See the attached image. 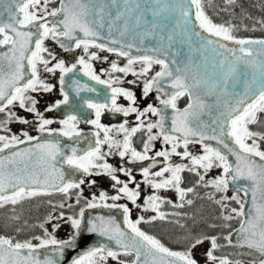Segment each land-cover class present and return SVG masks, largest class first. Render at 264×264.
<instances>
[{
    "label": "snow or ice",
    "instance_id": "6c2138e0",
    "mask_svg": "<svg viewBox=\"0 0 264 264\" xmlns=\"http://www.w3.org/2000/svg\"><path fill=\"white\" fill-rule=\"evenodd\" d=\"M50 2L51 0H0V5H8L6 10L9 14L8 22L0 19V47L6 46L8 49L6 52H0V113L4 114V119L0 120V131H10L7 125L11 122L29 123L26 118L11 111L12 106L18 103L21 109L35 115L37 131L40 133L48 132L49 135H52L55 130L46 126L54 121L44 118V115L36 108L38 101L28 94L38 90L49 92L53 87L40 79L37 65L42 64L44 71L48 73L54 74L59 70L61 85H64L65 75L73 72L77 65H80L84 75L98 84L107 85L110 90L108 97L110 103H100L93 100L83 102L88 109L95 112V119L85 122L94 125L98 130H102L104 136L103 139H100V131H97L94 134L96 137L95 145L90 146L83 154H78L77 149L72 148L71 155H66L62 152L58 141L37 143L35 149L41 151V159L45 163V177L41 180L38 175L28 171L26 160L33 155L32 148L11 151L26 141L39 140V137L30 136L26 131L21 133L25 139H21L15 134L11 136L0 135V153L5 150L11 151L10 155L0 156V207L8 204L15 206L25 198L38 194L47 195L52 191L64 193L67 197L70 189H80L85 180L83 178L78 181L66 180L65 173L56 167L55 162L57 157H60L64 164L82 171L85 176L106 174L114 181L112 187L116 189V195L109 197L101 191L98 198L99 201L110 199L113 203H98L97 197L93 194L90 201H85V206L89 209L106 207L122 210L123 224L128 231L121 228V225L113 217L98 216L85 222V208L83 207L76 215L66 216L64 212H60L58 216L53 217L50 214L45 223L57 219L71 225L72 231L68 234L67 239L58 240L55 237V230L61 226L59 223L52 225L53 233L48 232L45 224H40L39 227L44 230L45 238L33 237L39 241L37 244H33L31 241L13 242L12 238L0 235V264H59L66 249L75 250L82 232L114 240L119 250H114L106 244L90 246L86 251L72 257L70 264H106L108 258L116 260L117 264H125V261L119 259L121 254L133 256L131 264H198L193 256V250L203 244L205 240L210 242V248L206 251L205 256L211 264H217V262L218 264H232L227 257H217L214 254L220 247L217 243V236L189 233L184 238L188 241L185 250L175 251L139 227L141 223H151L156 219L166 220L168 215L187 216V214L179 212L168 214L159 210L160 205L164 203L173 208H183L185 204H193V200L187 197L188 194L195 193V186L181 187V173L184 171L192 172L198 177L196 186L212 187L215 192L222 194L219 199H215L214 195L209 193V199H215V203L220 205L222 210L228 208L226 201H235L239 205L238 208H231L228 214H224L222 211V219L231 221L239 218L240 227L236 230L238 245L252 249L264 257V150L260 148V141H264V133L252 131L249 128V125L257 123V114L264 113V63L257 65L256 61L246 59V57L254 54L255 45H260V51L255 52V54H264V39L237 38L233 35L234 25L213 22L204 10L203 0H179L178 3L174 4L164 2L162 9L158 8L152 11L153 16H159L161 10L178 12L179 23L183 25H188L194 17L198 28L208 34L204 38L207 44L222 49L234 57V62L230 68L231 72L237 71L238 64H244L254 69L259 68L261 75L259 88L246 93L236 101V104L227 113H222L223 120L219 122L217 127H213L211 134H209L201 130L200 126L193 127L191 122V118L198 116L199 111L206 107L204 101L193 91L199 81H196L195 85L187 83L186 69H182L175 59L169 62L166 57L161 58L159 55L133 56L130 49L135 47L134 44L125 45L111 35L108 38L109 42L112 45H118V47H110L108 43H97V40L102 37L96 27L93 26L94 21L89 19L91 12L83 0H61L59 8H53L49 11L48 4ZM112 3L115 4L116 0H112ZM124 3L125 11H130V0H124ZM208 3L211 4V0H208ZM225 3L233 5L236 0H225ZM156 4L160 5L161 0H156ZM136 7L139 5L137 4ZM99 11L102 18L103 7ZM60 14H62V19L51 22V24L48 22L47 17H57ZM123 14L124 12L118 13L116 18L119 19ZM0 16H2V12H0ZM259 23L264 25V20L259 21ZM98 26L103 27V24ZM152 27L154 29L156 25L153 24ZM192 32L198 37L201 34L195 28L192 29ZM109 33H111V27ZM49 37L58 42L64 51L82 48L84 55L78 57L76 63L66 66L63 59L56 60L55 54L44 47V40ZM61 38L72 41L73 46L70 47L61 42ZM221 41L231 42L237 45L238 49L227 47ZM90 48L124 57L127 63L121 67L116 61H112L110 71L101 70L103 74L108 75L109 79H101L91 63V61L101 59V57L97 52H89ZM126 48L129 50H125ZM145 51L159 53L162 50L153 48ZM237 51L240 55L236 54ZM43 53H47L49 58H45ZM103 59L107 60V57ZM52 61L56 62L52 64ZM137 63L141 66L138 71L133 67ZM50 64L51 66H49ZM153 65H159L160 70L156 71L150 78L144 79L142 97L146 99L151 92L155 91L162 107L148 104L143 110H140L135 106V93L127 88L114 86L123 84L124 81L119 76L113 77L112 73H122L124 76L131 74L140 79L147 77ZM170 65H175V68ZM192 79L196 80V77L193 76ZM255 82V77H253V83ZM74 83L76 84L77 95L81 91H96L95 88H90L88 85H81L79 81H74ZM127 83L136 85L137 80H129ZM165 86L170 87L173 91L166 92ZM61 92L63 100L56 101L46 111H52L54 107L69 103L68 93L63 90V87ZM160 94L166 98H161ZM185 94L188 95L189 103L183 110L178 109L176 101ZM121 96L129 102L127 107L117 103V99ZM169 108L173 110L170 129L165 128L166 117L164 115L165 110ZM104 111L121 113L125 117L135 113L139 123L135 127L128 128L126 127L127 121H124L117 128L118 132L124 133L123 140L113 139L109 135L111 129L100 123ZM149 113L159 117V119L145 124L142 117H146ZM59 122L65 126L60 130V135L69 138L81 136L77 130L80 121L76 115H68L66 119ZM153 129H158V132L153 133ZM141 130L146 131L147 139L143 142V150L138 151L132 146L131 138ZM225 137L231 141V144L226 141ZM161 138L165 145H171L170 150L156 151L154 155L150 156L149 152L154 147L152 142ZM205 141H215L220 147H213L204 143ZM191 143L202 144L203 154L192 155L188 150ZM105 144L109 149L106 153L102 151V146ZM181 147L183 152L178 151ZM113 149L116 151L113 152ZM109 155H118L122 160L125 157H130L129 163L151 161L149 166L141 169L144 177L143 183L153 189V194L144 199L143 205L137 204L141 195L140 183L136 182L132 169L123 165L117 168L109 164L106 160V156ZM173 155L180 156L182 159H189L190 164L173 165L169 163L159 171H151L157 166V157H163L165 161H169ZM229 155L235 158L234 162L230 161ZM20 163H24L23 168L19 167ZM10 165L12 167H9ZM214 167L222 169V174L205 181V176ZM200 169L203 170V173ZM117 173H122L128 178L127 181L121 180ZM166 173L169 175L165 176ZM242 180L247 183L237 186L231 197L227 196L229 182L237 184ZM90 183L94 184L95 181ZM130 184H133L134 187H130ZM160 190H173L177 194L179 203L156 194ZM240 192H243L245 199H241ZM249 194H251V206L245 211V203ZM81 198L82 190L77 193L76 204L80 203ZM125 198L132 205L142 208L143 211L151 210L156 215L147 220L143 216L132 220L131 209L128 205L115 203ZM59 207L64 208L65 205L61 203ZM68 207L71 208L73 205L69 204ZM13 219H18V217H13ZM174 222L181 228L186 227L180 223L179 219ZM228 226L225 225V227ZM225 239L229 244H232L231 233ZM40 249H49V251L41 257ZM235 264H241V262L236 261ZM250 264H257V261L253 260ZM258 264H264V259L259 260Z\"/></svg>",
    "mask_w": 264,
    "mask_h": 264
},
{
    "label": "flooded vegetation",
    "instance_id": "af4514ba",
    "mask_svg": "<svg viewBox=\"0 0 264 264\" xmlns=\"http://www.w3.org/2000/svg\"><path fill=\"white\" fill-rule=\"evenodd\" d=\"M60 7V0H51V2L48 4V10L51 11L53 8H59ZM48 18V17H47ZM51 24V23H50ZM61 42L68 46H73V42L69 41L66 38H61ZM100 43V42H97ZM111 47V45L109 44ZM44 47L49 49L50 52L54 53L56 56V60L63 59L65 61L66 66H71V64L76 63L78 57L81 55H84L82 48L81 49H75L74 51H64L60 47V44L53 40L51 37L44 40ZM89 52H97L98 55L101 57V59L93 60L91 61L93 68L97 75L101 76V79H109L108 75H105L101 72L102 69L109 70L111 68V62L116 61L119 66H124L127 63L126 58L117 56L114 53H109L107 51H99L96 48H90ZM45 58H49L47 53H43ZM104 57H107V60L103 59ZM56 61H52V64H54ZM51 66V64L49 65ZM38 72L39 77L42 81L52 85V90L49 92H44L43 90H38L36 92H30L28 93L30 96L34 97L38 103L36 105L37 110L44 115V118L53 120L54 122L48 126H46L49 129L55 130L52 135H49L48 132L40 133L37 131V118L33 113H29L19 107V104L16 103L14 106H12L11 111H14L18 116L26 118L29 123L22 124L18 122H11L7 125V128L10 131H0V135H8L11 136L13 134L20 136L21 139H25L21 133L22 132H28L30 136L33 137H41L42 143L46 141H58L60 148L62 152H64L66 155H71V149L76 148L78 151V154H83L90 146L95 145V133L97 131H100V139H103L104 133L102 130H98L94 125H91L89 123H86L85 121L90 119H95V112L92 109H88L84 105L85 100H93L100 103L109 102L110 100L108 97L110 96V90L108 89L107 85L104 84H98L95 81L91 80L90 77L84 75L83 71L81 70V66L77 65V68L64 77V85L60 84V75L61 73L59 70H57L54 74L48 73L44 71V66L42 64H38ZM137 71L141 67L140 64H136L133 66ZM160 70L159 65H153L151 71L148 73L147 77L137 79V77L132 76L131 74H128L127 76H124L122 73H112L113 77L119 76L123 79L124 83L114 86L124 87L127 89L132 90L136 95V105L140 110H143L148 104H153L156 107H162L160 105L159 100L157 99V93L155 91L151 92L149 96L145 99L142 97V88H143V81L144 79L150 78L152 75L155 74L156 71ZM129 80H137L136 85H130L127 83ZM74 81H79L81 85H88L90 88H95V92H89V91H81L79 95H77L76 92V84ZM63 87V90L68 93L69 96V103L68 104H61L59 107H54L52 111H46V109L54 105L56 101L63 100V95L61 92V88ZM166 92H171L169 90H165ZM161 98H166L163 96V94H160ZM117 103L120 105H123L125 107L128 106L129 102L124 99V97H119L117 99ZM189 103L188 95L185 94L184 96L178 98L176 101L177 108L183 110ZM68 115H76L79 119V123L77 125V130L81 133L80 137L73 136L72 138L60 135L59 132L61 129H63L65 126L62 125L59 121L64 120L67 118ZM164 115L166 117L165 119V128L170 129L171 128V118L173 115V110L171 108L166 109L164 112ZM4 119V114L0 113V120ZM144 119L145 124H147L149 121L155 122L159 119L157 116H153L150 113L146 117H142ZM124 121H127L126 127L132 128L137 126L139 121L136 118V114L132 113L129 116L125 117L121 113H112L109 111H104L100 118V123L103 124L105 127L111 129L109 132L110 137L116 140H123L124 133L118 132L117 128L120 124L124 123ZM158 132V129H153V133ZM147 139V133L145 130H141L137 132L134 136H132V146L135 147L138 151L143 150V142ZM34 141V140H33ZM29 141H26L25 143H28ZM31 142V141H30ZM24 143V144H25ZM154 147L151 152H149V155L152 156L155 154L156 151H162L165 149L170 150L171 145H165L163 142V139H157L156 141L152 142ZM21 145V144H20ZM108 146L107 144L102 146L103 152H108ZM188 150L191 152L192 155H202L203 154V145L200 143H191L188 146ZM113 152L116 150L113 149ZM178 151L183 152V148H179ZM202 153V154H199ZM130 157H125L123 160L118 155H109L106 156V160L109 164L113 165L114 167H120L123 165L124 167L131 168L133 176L136 179V182L140 183V199L137 201V204L143 205L144 199L153 194V189H151L147 184L143 183L144 177L141 173V169L143 167H147L151 164L150 160H146L143 162H136V163H129ZM157 166L153 169H151L152 172L159 171L162 167L167 166V164L171 163L173 165L175 164H184L186 159H182L180 156L173 155L171 156L169 161H165L163 157H157ZM44 169H45V163L44 160H42ZM56 167L60 168L65 173V179H72L78 181L79 179L83 178L85 180V183L80 186V189H70L68 196L66 197L64 193L52 191L50 194H38L33 197H28L20 201L22 205L29 206L30 204H34L39 202V205L36 207L37 209H42V223L45 224V227L47 228L48 223H45L47 217L51 214H54L55 216H58L60 212H64L66 216L68 215H76L79 213L80 209L83 207L85 210L89 209L85 206V201H90L92 199L93 194L97 197L98 203H108L111 204L113 201L110 199L107 201H99V194L101 191L105 192L109 197L112 195H116V189L112 187L114 184V181L111 180V178L106 174H101L99 176L93 174L90 176H85L84 173L80 170H76L65 164V170L63 168V160L60 157H57ZM201 173H203V170L200 169ZM95 172V170H93ZM45 171L42 172V180L45 177ZM119 178L123 181H127V177H125L122 173H117ZM169 174L166 173L165 176H168ZM182 176V183L181 187L188 188V187H194L195 186V192H197L200 188H204L202 186H196V175L189 171H184L181 173ZM91 181H95V183H90ZM130 187H134L133 184L129 185ZM119 187V186H117ZM229 189V188H228ZM82 190V198L80 200L79 204H76V196L77 193ZM230 191V190H229ZM173 190H160L158 195H160L163 198L171 199L174 201V195L172 194ZM231 192V191H230ZM232 193V192H231ZM234 194V193H233ZM200 196H202L201 192H198L196 195L195 193L188 194V199L193 198V204L192 207L196 208L197 206L200 207L202 200L200 199ZM63 203L65 205L64 208H60L59 205ZM115 203L119 204H127L128 207L131 209V219L136 220L140 216H144L146 211H143L142 208H138L135 205H132L131 202H129L126 198L121 199L119 201H116ZM205 203V202H204ZM210 203V202H207ZM72 204L73 207L69 208L68 205ZM11 205V204H9ZM35 205V204H34ZM55 206V207H54ZM203 206V211L200 215H204L206 213L205 205ZM189 205L185 204L183 208H177L178 210H182L184 213L190 212L188 211ZM220 208V207H219ZM91 209H105L107 212L114 213L116 215H120V219L123 220V214L122 210L120 209H109L106 207H97V208H91ZM176 208H173L171 205L164 203L160 205V211L171 214L173 210ZM220 213V210H219ZM156 215L155 212L152 211V216ZM151 216V217H152ZM169 217L167 216L166 220H160L156 219L155 221H152L151 223H141L139 227L146 233L155 236L158 238L166 247L168 246V240L170 239V234L168 233V230L170 229L169 225ZM184 218H188L183 216ZM147 220V219H146ZM64 222V221H63ZM65 223V222H64ZM69 224V223H68ZM221 222L218 223V228L210 230L209 232H212V235L209 236H217V243L221 247ZM197 226L192 228V231L190 233L192 235H205L207 232V228L203 226L198 232H196ZM180 230V229H178ZM219 231V233L215 231ZM59 234H57V231L54 232L55 237L62 236L66 237L67 239L68 234L72 231H68V228L65 230H61ZM185 235H188L186 230H180ZM49 233H52L48 231ZM28 234H31L30 232ZM13 239V242L16 241H26L25 239H21L18 236L13 235L11 237ZM42 238H45L44 230L42 229ZM219 247V248H220ZM218 248V249H219ZM171 249V248H169ZM173 250V249H171ZM218 254V251H215ZM120 260L125 261V264H131V261L133 259V256L130 255H123L121 254L119 257ZM110 264H117L116 260H110Z\"/></svg>",
    "mask_w": 264,
    "mask_h": 264
},
{
    "label": "water",
    "instance_id": "95a60500",
    "mask_svg": "<svg viewBox=\"0 0 264 264\" xmlns=\"http://www.w3.org/2000/svg\"><path fill=\"white\" fill-rule=\"evenodd\" d=\"M90 9L91 15L89 19L94 21V27L100 33L101 39L97 40L100 43H108L111 47H118V45H112L109 42V35L122 41L125 45L132 43L135 45L130 49L131 55H159L161 58H167L169 62L172 59L177 61V64L186 69L188 76L187 83L199 84L193 88V91L198 95L205 103L206 107L199 111L198 116L191 118L192 126H200L201 130L211 134V129L217 127L220 121L223 120L222 113L227 111L236 104V101L243 97L246 93H250L259 88L261 83V75L259 68H251L244 64L237 65V71L231 72L230 68L234 62V57L225 52L222 49L214 48L213 45L207 44L205 37L208 36L198 28L194 17L188 25L179 23L180 17L178 12L172 11H160L159 16H153L152 11L158 8L162 9V4L167 2L169 4L178 3L179 0H161V4L157 5L156 0H130V11H125L124 0H116L113 4L112 0H83ZM139 7H136V5ZM61 6V0H60ZM7 4L0 5V12H2V19L4 22H8V12L6 8ZM103 7V13L101 18L100 8ZM13 10L15 11L14 5ZM124 12L123 15L117 19V14ZM58 19H62V14L57 17H48L49 23ZM103 24V27H99V24ZM153 24L156 27L153 29ZM111 27V33L109 28ZM200 31V36L193 34L192 29ZM187 29V30H186ZM27 30V29H24ZM82 36V34H79ZM171 37V40H169ZM259 40L264 38H241ZM225 43L227 47L237 48L238 46L227 41H221ZM251 47V46H250ZM159 48L162 51L159 53H153L151 51H145L146 49ZM139 49V50H138ZM255 52L260 51V45L254 46ZM8 49L6 46L0 47V52H6ZM129 50V49H125ZM246 57V59L256 61L257 65L264 63V54ZM237 55L240 53L237 51ZM175 68V65H170ZM195 76L196 80L192 77ZM253 77H255V83H253ZM166 83V82H165ZM165 90L173 91L168 86H165ZM198 139V138H194ZM226 141L231 144V141L225 137ZM37 143H42L41 137L39 140H34L25 144L18 145L16 149L11 151H19L25 148H32L33 155L30 159L26 160L28 164V171L38 175L42 180V172L44 166L42 163V153L35 149ZM204 143L210 144L213 147H220L215 141H205ZM234 146V145H232ZM10 150H5L0 153V156H7L11 154ZM230 161L235 160L234 157L229 155ZM258 159V158H257ZM45 165V164H44ZM9 167H12L11 165ZM19 167L23 168L24 163H20ZM65 170V164L63 163ZM45 174V173H43ZM246 181H239L237 184L229 182V190L234 193L237 186L246 184ZM244 195L243 192L239 193ZM245 199V198H244ZM251 194L247 198L245 203V211L251 206ZM98 216L113 217L115 221L121 225L125 231H128L123 220L120 219V215L107 212L105 209H87L84 213V220L87 222ZM240 225L235 228L232 234V245L239 246L238 236L236 230ZM99 244H106L114 250H119L114 240H108L106 237H102L96 234H87L82 232L80 239L77 242V247L74 251L65 250L64 256L60 259L59 264H70L72 257L86 251L90 246H98ZM241 247V246H239ZM249 249L247 247H243ZM256 252L252 249H249ZM49 249H40V255L48 252ZM258 253V252H257Z\"/></svg>",
    "mask_w": 264,
    "mask_h": 264
},
{
    "label": "rangeland",
    "instance_id": "374dc122",
    "mask_svg": "<svg viewBox=\"0 0 264 264\" xmlns=\"http://www.w3.org/2000/svg\"><path fill=\"white\" fill-rule=\"evenodd\" d=\"M217 11L220 10L219 13H226L230 14L231 18L229 20L236 19V16L233 13V10H231L230 7H228V4L225 3V0H218L217 1ZM210 8H212V5H209ZM241 23H243L241 19ZM251 143V141H248ZM202 154V153H199ZM185 160V159H184ZM184 164H190V160L186 159ZM222 174V169L220 168H212L208 174L205 176V181L213 179L217 176H220ZM196 179L198 177L196 176ZM198 192H201L202 196H200L199 200H202V203L200 207H192V205H189L188 211L184 213L182 210H178L177 208L172 211L179 212L181 214H187L188 218H184V215H181L180 217H176L173 215H170L169 217V227L168 233L170 234V239L168 240V246L169 248L175 250V251H182L185 250L188 241L185 240V235L180 230H186L187 233H190L192 231V228L197 226L196 232H198L203 226H205L207 229V232L205 233L206 236L212 235V232H209L210 230L218 228V223L221 222V247L217 249L218 254L215 252L214 254L217 257H227L229 261L232 262V264H235L236 261H240L241 264H250L251 261L256 260L257 264L259 260L264 259V257H261L259 253L253 252L249 249L243 248V247H237L232 244H229L228 241L225 239L226 236L229 235V228L232 226L233 221L240 220L239 218L233 219L231 221H225L222 219V211L224 214H228L230 209L233 207L238 208L239 205L235 201H226L228 204V208L221 209V206L215 203V199H219L222 195L221 193L215 192V189L212 187L207 188H200L195 194L197 195ZM209 193L213 194L215 199H209ZM172 194L174 195V202L179 203L177 194L173 191ZM227 196L231 197L233 193H231L228 189ZM241 199H244V195H240ZM193 199V198H190ZM205 202V203H204ZM210 202V203H207ZM35 204V205H34ZM27 205H22L21 203H18L17 205H5L4 207H0V235L7 236L5 234H10L11 237L13 235L18 236L21 239H25L26 241H31L33 244L39 243L38 240L33 239V237H41L42 238V228L39 227L40 224H42V209H37L36 207L39 205V202ZM205 205L206 213L204 215H200L203 211V206ZM220 207V208H219ZM13 208L15 209L13 211ZM220 210V213H219ZM53 217H56L54 214H52ZM152 216V211H146L145 219H148ZM13 217H18V219H13ZM179 219L181 224H184L186 227L181 228L178 224H176L174 221ZM59 223L61 226L56 229L57 234L62 232L61 230H65L68 228V231L71 230V225L68 223H64L63 220H57L53 219L50 223H48L47 229L48 231L53 233L52 225ZM215 225V227H213ZM225 225H229L228 227H225ZM180 229V230H178ZM31 234H28V233ZM216 234L219 231H215ZM58 240H63L66 237L57 236ZM210 248V242L208 240H205L203 244L197 246L193 250V256L198 261V264H211L205 256L206 251ZM108 258L106 264L109 263ZM218 264V262H217Z\"/></svg>",
    "mask_w": 264,
    "mask_h": 264
},
{
    "label": "trees",
    "instance_id": "16d2710c",
    "mask_svg": "<svg viewBox=\"0 0 264 264\" xmlns=\"http://www.w3.org/2000/svg\"><path fill=\"white\" fill-rule=\"evenodd\" d=\"M217 1L211 0L212 8H210L208 0H203L204 10L214 23L234 25L233 35L236 37L264 38V25L259 23V21L264 20V0H236L235 4L228 5L236 16V19L233 20H229L231 18L230 14L219 13L220 10L217 11ZM241 19L243 23H241ZM257 116V123L249 125V128L252 131L264 133V113H258ZM260 148L264 150V141H260ZM233 222L228 230L229 232L240 225V220ZM5 235L11 237L10 234Z\"/></svg>",
    "mask_w": 264,
    "mask_h": 264
}]
</instances>
